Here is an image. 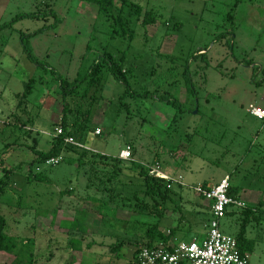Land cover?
Instances as JSON below:
<instances>
[{
	"label": "rangeland",
	"instance_id": "rangeland-1",
	"mask_svg": "<svg viewBox=\"0 0 264 264\" xmlns=\"http://www.w3.org/2000/svg\"><path fill=\"white\" fill-rule=\"evenodd\" d=\"M146 11L156 22L143 27ZM28 13L39 15L18 17ZM0 27V178L3 168L12 171L0 213L19 251L32 241V264H69L72 257L73 264H131L155 223L164 234L175 229L177 240L199 237L210 217L192 189L199 183L227 176L247 205L264 199V119L250 113L264 110V0H114L109 12L85 0H0ZM201 49L206 61L196 56ZM104 54L123 57L130 89L105 76L83 142L112 157L129 144L137 162L150 165L158 155L162 172L183 176L186 186L172 185L173 202L157 209L130 169L120 176L122 195L112 201L86 187L93 177L88 163L80 169L66 161L41 165L47 179L27 180L33 138L46 150L59 127L58 78L86 79ZM186 68L195 103L187 96ZM30 78L31 92L20 101ZM87 81L78 90L84 108L99 92ZM164 92L194 109L175 116L156 98ZM71 188L72 195L60 193ZM73 210L78 213L69 214ZM72 217L84 232H66L75 231L64 224ZM245 217L243 208L230 206L220 230L236 237L244 225L254 241L249 264H264V218ZM71 238L81 240V250L67 247ZM120 242L114 252L111 246ZM27 256L24 263L0 252V264H26Z\"/></svg>",
	"mask_w": 264,
	"mask_h": 264
},
{
	"label": "trees",
	"instance_id": "trees-1",
	"mask_svg": "<svg viewBox=\"0 0 264 264\" xmlns=\"http://www.w3.org/2000/svg\"><path fill=\"white\" fill-rule=\"evenodd\" d=\"M85 1L97 5L99 10L103 12L111 11L114 5V0H85ZM136 8L137 11L138 7ZM38 15L39 14L37 13H28V14L19 15L18 17L19 18L28 17V16L36 17ZM116 20L117 22L120 21L119 19ZM155 22H156V18L153 12L146 11L142 19V26L146 27L147 25L154 24ZM116 30L114 31L116 32ZM223 36L224 34L221 33L220 35H218V39L222 38ZM26 53L28 54L29 59L33 63H37V60L32 55L31 51L26 50ZM199 55L201 56V59L203 61L207 60L205 59L206 53L204 52V49L198 51V54L196 56ZM187 69L188 68H186L187 74L185 75L187 96L189 99H192V101H194L195 103V98H196L195 89ZM127 71L128 69H125L123 66V57H120L118 60H116L114 55L104 54L103 56H101V58L96 59L92 64L91 70L89 72L90 74L88 73L87 75L88 78L86 77V79H82L80 81H76L73 83L67 82L61 77L58 78L59 95L61 97V101L63 104L61 117L59 119L60 122L58 123V126L62 127L63 134L58 135L56 137H52L50 139L49 148L46 150L39 149L37 147L38 140L36 138H33L34 145H32L30 149L31 152L34 154V158L28 164L27 180L44 182L47 179V177L44 174V172L36 171L37 166L41 165L44 162V160L49 157L63 155V161L76 164L77 169L86 166L87 163L89 164V166L92 165V173L94 178L92 177L89 179L88 185L86 187L93 189L94 192H96L97 194H101V196L103 197L105 195L106 197H110L109 201H112L114 199L113 198L114 196L122 195L123 191L117 189V187L122 184V182L120 181V176L123 175L126 169H130L132 172H135V174H137V176L140 178L144 195L154 199L153 201L154 209L158 208L160 202L164 203V205L166 204V202H173V197L171 193L172 189L167 187L168 181L163 178L150 175L146 166L137 162L132 157L130 161H126V160L124 161L121 158H119V156L117 157L106 156L92 150L80 149L64 142V137L66 136H71L79 142H83L87 139L92 129V127L90 126L91 124L90 115H91V106H92L91 102L94 103L103 98L101 93L105 88V83H104L105 76L111 75L116 81L125 85L127 87V90H129L130 86L127 80ZM84 80H86L87 83H90V86L91 85L98 86L97 90H99L98 96L97 95L91 96L88 103L90 106L87 108H84V104L82 103L84 101V98H81L80 95H78L79 87ZM34 82L35 79L33 78L29 79L21 95L20 101H22V99L25 98V96L31 92V87ZM17 96L20 95L18 94ZM156 98L172 106L175 109V116L178 114V112L192 111L195 107L193 106L190 109L187 108L185 103H182L181 101H179V99L173 97L171 94L167 92L162 93L159 97L156 96ZM15 122H17L19 127L21 128H24L27 125V123L21 122V120L19 119H16ZM27 134L28 133H26V135ZM131 156H132V152H131ZM158 158H159L158 155H156L152 164L150 165L159 162L157 160ZM11 173L12 171L7 168L2 169V177L0 178V194L5 190L9 177L11 176ZM201 184L204 187H209L211 185V183L209 182H203ZM178 186L180 188L182 187L180 185ZM228 194L233 197H238L237 195L238 189L236 187H233L232 184H230ZM199 198L201 200H204L200 196ZM208 208L210 209V203ZM166 209L167 208H163L162 212L163 210L165 211ZM243 210L246 214V217L244 219L245 221L249 219V216H251L253 213H257L259 214V216L262 215L264 213V199L260 200L255 206L246 205L243 208ZM206 214H209V212L207 211ZM77 220L78 219H73L72 221H66L64 222V224L68 227H71V229L75 231H82L81 227L77 224ZM6 224H7L6 218L4 217V215L0 213V252H5L8 254H15L16 256H20L21 258L19 260L24 263H25L24 257L28 255L26 264H32V252H31L32 241L29 242L26 241L27 244L25 243L24 245H22L21 247L23 249L19 251L17 239L5 233ZM175 232H176L175 229H170L168 234H164L159 230L158 223H155V225H151L146 229V237H147L146 244L150 245L157 240L168 241L174 238ZM235 239L238 243L240 250L250 255L252 251V247L254 245V241L252 239L246 238V230L244 225L241 227ZM122 246L123 245L120 242L117 243L115 246H111V249H113L114 252H117ZM67 247L72 251H79L81 250V240L76 238H71L68 241ZM137 250L135 251V254ZM73 261H74V257H72L69 264H73ZM16 262L19 261L16 260ZM131 264H137V263L135 261L134 263Z\"/></svg>",
	"mask_w": 264,
	"mask_h": 264
},
{
	"label": "built area",
	"instance_id": "built-area-1",
	"mask_svg": "<svg viewBox=\"0 0 264 264\" xmlns=\"http://www.w3.org/2000/svg\"><path fill=\"white\" fill-rule=\"evenodd\" d=\"M250 113L258 119H264V110L251 108ZM100 129L94 133L100 134ZM63 134L62 127L56 129L52 137ZM64 142L80 149L91 150L84 142H79L71 136L64 137ZM93 151V150H92ZM119 158L129 160L131 158V146L120 151ZM63 161V155L52 156L41 164L45 167H53ZM40 167L36 171H40ZM150 175L163 178L168 181L167 187L172 185L186 186L183 176H171L161 171V165L156 162L146 165ZM229 179L227 176L219 181L204 187L201 183L192 186L194 193L210 203V220L206 225L203 237H193L191 240L168 241L157 240L152 244L141 245L135 256L137 264H249L250 255L240 250L235 237L225 234L220 230V221L226 216L230 206L244 208L246 203L239 197L228 194Z\"/></svg>",
	"mask_w": 264,
	"mask_h": 264
},
{
	"label": "crops",
	"instance_id": "crops-1",
	"mask_svg": "<svg viewBox=\"0 0 264 264\" xmlns=\"http://www.w3.org/2000/svg\"><path fill=\"white\" fill-rule=\"evenodd\" d=\"M164 54V53H163ZM257 118V117H256ZM126 145H129V144H126ZM119 156V155H118ZM123 160V159H122ZM125 161V160H124ZM229 179V183L231 184V181H230V178H228ZM213 184V183H212ZM64 190H66L67 191V193H63V190H61L60 191V193L61 194H63V195H65V194H68V195H72L73 193H74V189L73 188H71V189H64ZM238 195V197L240 198V199H242L243 201H245V199L243 198V197H241V195L238 193L237 194ZM263 200V199H262ZM197 201V204H198V206H204V208H206V207H208L209 206V204H208V202L206 201V200H200V199H197L196 200ZM260 201V200H259ZM258 201V202H259ZM257 202V203H258ZM256 203V204H257ZM247 205V204H246ZM84 210V209H83ZM65 211H66V209H65ZM208 212H209V215H210V209L208 210ZM70 213H72V215H75L76 214V212L73 210V211H70L69 212V214ZM63 214H65V213H63ZM228 214V211H227V213H226V215ZM259 217H262V218H264V213L262 214V215H260ZM73 220V217L72 218H69V219H67V221H72ZM60 223V225L63 223V221H60L59 222ZM205 228V227H204ZM65 230H67L66 232L68 233V232H77V231H71V230H68V229H65ZM205 230H206V228H205ZM205 230H202V232L200 233V236L199 237H203V235H204V233H205Z\"/></svg>",
	"mask_w": 264,
	"mask_h": 264
}]
</instances>
